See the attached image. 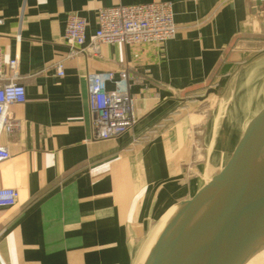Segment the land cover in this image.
Returning <instances> with one entry per match:
<instances>
[{"label": "crops", "instance_id": "0c3cea01", "mask_svg": "<svg viewBox=\"0 0 264 264\" xmlns=\"http://www.w3.org/2000/svg\"><path fill=\"white\" fill-rule=\"evenodd\" d=\"M156 1L172 5L173 39L67 57L69 14L85 18L88 47L98 9ZM0 51L5 76L18 59L25 91L9 109L19 129L0 137L10 153L0 188L18 192L0 209V264H135L143 239L226 163L264 104V1L0 0ZM107 72L106 91L130 76L136 123L97 140L88 76ZM220 100L256 106L226 145L229 120L220 127L211 107Z\"/></svg>", "mask_w": 264, "mask_h": 264}, {"label": "water", "instance_id": "95a60500", "mask_svg": "<svg viewBox=\"0 0 264 264\" xmlns=\"http://www.w3.org/2000/svg\"><path fill=\"white\" fill-rule=\"evenodd\" d=\"M249 244L264 249V104L226 163L178 205L147 264H240Z\"/></svg>", "mask_w": 264, "mask_h": 264}, {"label": "built area", "instance_id": "2783aa9c", "mask_svg": "<svg viewBox=\"0 0 264 264\" xmlns=\"http://www.w3.org/2000/svg\"><path fill=\"white\" fill-rule=\"evenodd\" d=\"M96 26L91 43L84 47L87 29L85 18L76 13L67 16L63 34V42L68 49L67 57L96 52L101 44H160L176 35L172 5L164 1L98 9ZM2 63L0 51V137L10 136L19 129V122L10 114L9 109L25 102L24 88L18 82V59L8 61L7 76L2 72ZM56 73L58 77H63L62 63L56 65ZM88 78V104L93 138L112 139L132 129L136 117L129 92L130 76L124 73L122 81L113 91H106L104 87L105 82L112 79V73H94ZM9 158L8 149L0 146V163ZM17 202L18 192L15 189L0 188V209L14 207Z\"/></svg>", "mask_w": 264, "mask_h": 264}, {"label": "rangeland", "instance_id": "374dc122", "mask_svg": "<svg viewBox=\"0 0 264 264\" xmlns=\"http://www.w3.org/2000/svg\"><path fill=\"white\" fill-rule=\"evenodd\" d=\"M235 101H240V100L236 99ZM211 107L214 110V114H217L216 116L219 117V119H221V120L224 119L223 122L220 123V127L223 126V128H224V126H225L224 124H226L227 119L229 120L228 128L231 130H229V129L227 130L225 128L224 131L226 133L223 135V138L220 137L221 135H219V137H218V141L220 140L221 142H223V145H226V143L228 144L229 142H231V141H229L230 138H227L226 134L229 132H232V133H235V136H236V133H237V129H236L237 126L236 125H239V127L242 126L243 121H238V120H240V119L244 120V118L249 117V115H251L252 112L254 111V109L256 108V106H245L242 104L241 105L235 104V105L231 106V104H228L226 102V100H223V101L220 100V102L216 106L213 105ZM197 151H199L198 155H202L200 152L201 151L200 147H198V146H197ZM153 234L154 233H150L141 242V244L138 248L137 254H136L135 264H140L141 261L144 259V257H145V259L143 261V264H147V260H149V259L151 261V256H152L155 245H153L150 248V250H149V247L151 245L150 243H151L152 237L154 236ZM253 264H264V249H263V251H260L258 253V255H256V258H255Z\"/></svg>", "mask_w": 264, "mask_h": 264}, {"label": "bare ground", "instance_id": "6f19581e", "mask_svg": "<svg viewBox=\"0 0 264 264\" xmlns=\"http://www.w3.org/2000/svg\"><path fill=\"white\" fill-rule=\"evenodd\" d=\"M176 213V209L170 211L167 215H165L162 220L160 221V223L158 224L155 233L153 234L154 236L152 237L151 240V245L149 247L150 248L155 245L159 235L162 233L163 229H165V227L170 223V221L172 220L173 216ZM248 248L246 249V251L244 252L242 259H241V263L240 264H253L256 255H258V253L260 251H263V247L262 246H258L255 244H249L247 246ZM148 250V251H149ZM147 255V254H146ZM145 259V257H144ZM144 259L141 261L140 264H143Z\"/></svg>", "mask_w": 264, "mask_h": 264}]
</instances>
